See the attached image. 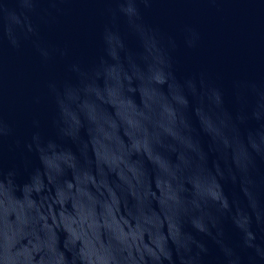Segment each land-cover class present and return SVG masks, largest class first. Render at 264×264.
Instances as JSON below:
<instances>
[{"label": "water", "instance_id": "95a60500", "mask_svg": "<svg viewBox=\"0 0 264 264\" xmlns=\"http://www.w3.org/2000/svg\"><path fill=\"white\" fill-rule=\"evenodd\" d=\"M0 264H264V0H0Z\"/></svg>", "mask_w": 264, "mask_h": 264}]
</instances>
